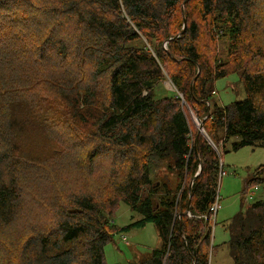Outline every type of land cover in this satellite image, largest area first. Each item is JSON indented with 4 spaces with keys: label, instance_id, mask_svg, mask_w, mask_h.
I'll return each mask as SVG.
<instances>
[{
    "label": "trees",
    "instance_id": "16d2710c",
    "mask_svg": "<svg viewBox=\"0 0 264 264\" xmlns=\"http://www.w3.org/2000/svg\"><path fill=\"white\" fill-rule=\"evenodd\" d=\"M95 2L100 3V10L94 9ZM254 6L255 0H0V146L6 145L0 151V264H108L105 246L113 234L148 222L158 227L161 246L149 256L137 255L130 264H211L215 245L209 222L189 218L185 212L190 208L195 215L210 214L218 194L221 157L191 123L188 108L203 122L218 149L234 136L240 137L232 144L235 150L264 142V70L253 69L244 60L245 54L255 56L247 48L246 30L252 32L264 23V13L257 15ZM29 7L36 14L43 10L45 16H54L56 36L62 40L51 39L36 19L33 32H27L26 22L32 18ZM185 20L187 29L182 32ZM83 29L86 46L78 48L77 37L83 36ZM69 31L70 38H63ZM66 43L70 54H85L84 62L103 48L101 56L96 54L93 73L107 83L108 96L97 98L95 85L75 95L73 87L63 88L66 79L52 80L55 89L62 87L59 93L70 107L64 110L63 121L56 123H62L57 131L66 133L64 123L70 121L69 130L79 133L81 124H90L92 133L75 145L62 137L51 146L47 159L28 157L39 156L35 149L22 159L16 156L18 140L24 135L20 128L29 123L45 125L44 112L60 100L42 78V71L53 72L57 64L32 60L41 61L51 49L62 56ZM222 45L233 57L231 61L221 59ZM68 59L74 63L72 55ZM232 72L239 73L245 97L228 105L212 104L215 81ZM166 74L176 88L172 95L156 93ZM93 108L99 114L93 123L87 122ZM23 109L28 110L26 116L20 114ZM89 145L84 153L87 169H93L100 147L131 161L118 187V207L115 211L106 207L115 195L100 203L88 194L76 193L67 207L52 204L56 222L51 229L35 232L30 213L34 206L47 210V204L27 185L28 175L29 183L34 181L31 166L50 159L55 163L63 150ZM18 157L19 163H13ZM163 160L169 162L164 166ZM17 165L22 180L8 169ZM157 167L164 174L175 173L174 188L157 186L153 178ZM37 168L48 176L35 169L38 184L48 178L46 193L67 184L68 176L75 173L49 165ZM251 182H264V164L255 170ZM159 189L162 193L153 198ZM28 192L33 204L26 197ZM61 197L58 203L64 200L63 191ZM121 201L143 218L123 227L115 225ZM176 209L183 214L177 223ZM231 231L234 264H255L259 248H264V200L237 214ZM254 244L253 258L248 251Z\"/></svg>",
    "mask_w": 264,
    "mask_h": 264
},
{
    "label": "rangeland",
    "instance_id": "374dc122",
    "mask_svg": "<svg viewBox=\"0 0 264 264\" xmlns=\"http://www.w3.org/2000/svg\"><path fill=\"white\" fill-rule=\"evenodd\" d=\"M95 5L97 7L94 9L100 10V3L95 2ZM253 10L257 11V15L264 13V0H255ZM28 11L32 14V18L26 22L25 26L27 32H33L36 24V22L33 21L36 19L42 25L43 29L48 31L51 39L62 40L61 37L56 36L57 26H55L56 18L54 16H45L43 10H37L38 13L36 14L34 12L35 10L31 7L28 8ZM70 35L71 31L64 35L63 38H70ZM245 36L248 45V47H246L248 50H253L255 56L251 57V54H245L244 60L251 65L253 69L264 70V23L255 28L252 32L246 30ZM85 38H87V33L85 29H83V36L79 35L77 37L78 48L86 46ZM164 46L166 47V44H164ZM223 47L224 45H222V50L220 51L221 59H228L231 61L233 57L226 50H223ZM68 48L69 44L66 43L65 51L61 53L63 57L55 54V49H51L50 52L43 56L41 61H38L37 59L32 60L35 64H57V68L53 72H50L49 69L47 71H42V78L47 80L46 83L48 84V88L57 92L59 96H61L59 88L62 87L55 89L54 84L51 81L54 80L55 82H60V79L64 78L67 81L62 85L63 88L71 89V87H73L75 90L73 94L75 95H81V93H84L86 87L95 85L97 98H105L108 96L107 83L100 81L98 73H93L95 67L93 62L96 58V54L101 56L104 52L103 48L96 51V53L92 52V56L88 57L86 62L83 61L85 59V54H80L79 52L70 54ZM70 55H72L74 63L68 59ZM79 60H81V62H79ZM156 88V93H162V95H172L174 94V91H176L173 82L167 74L165 81L158 83ZM214 88L217 92L212 96V104L218 102L222 105H228L235 100L245 97V90L241 83L239 73L232 72L225 77L217 79ZM43 93L47 96V92ZM55 96L61 101L56 100L53 107L44 112L43 116L48 117V121L45 125L29 123L24 126V128H20V130L24 132V135L18 140L19 145L17 148L20 149V151L16 152V156H22L23 159L25 156L24 153H32V150L35 149L37 151L36 154L39 156L29 154L28 157H31L33 161L40 159V157L42 159H47L50 157L49 150L51 149V146L57 144L62 137H65L71 145H75L81 143V138L87 139V135L92 133L90 124H81V128L78 131L82 132L79 133L69 130L68 125L70 121L64 123V128L67 129L66 133L57 131L60 130L62 123L58 126L56 123L59 120L63 121V112L70 107H68L69 102L66 101L63 96L60 98L56 93ZM62 103L64 104V109H62ZM20 114L21 116H26L28 110L23 109ZM98 114L97 108H93L88 112L87 122L91 121L93 123L94 115L97 116ZM188 114L191 123L199 129L197 116H195L190 107L188 108ZM16 120L17 117L15 118V121ZM79 124V121H77L76 126ZM70 125L73 127L71 122ZM17 130H19V128ZM200 133H203L210 144L214 146L211 138L205 130ZM239 139V136L231 137L225 145H222L221 148L217 150L218 155L221 157V161L224 164L223 167L228 173L221 176L219 167L218 194L221 207L216 216L213 229V244L215 245V251L211 257V264H234L229 243L232 234V221L237 214L244 212L252 204L259 200H264V182L258 185L251 182V179L255 176V170L264 164V142H259L255 146H246L235 150L232 144ZM91 145L73 148L68 152L63 150L61 156L55 157V163H52L50 159L44 165L31 166L34 167L30 171L34 181L32 180L29 183L30 175H28L27 185L30 187L31 191H34V194L43 204H47V206H45L47 210H42L34 206L30 213V218L36 223L34 224L35 232L51 229L56 222V213H51L55 212L56 208L52 204H64L67 207L73 200V195L76 193H80V195L88 194L100 203L106 202L109 198L115 195L112 204L108 201L106 207L113 209L114 211L118 207L120 201L117 193L118 187L127 177L131 169V161L128 158L125 159L122 154L117 152H115V154L112 152L105 153V147H100V154L95 158L93 169H87L84 153L92 147ZM5 147L6 145L0 146V151L5 149ZM19 157L15 158L13 163L18 164L20 161ZM167 162L169 161H160L164 166ZM46 165L57 167L56 169H65L68 172L75 171V173L71 177L68 176V180H66L67 184L58 186L55 190L46 193L45 188L48 176L43 169L37 168L45 167ZM19 167L20 166L17 165L16 167H8V169L19 173L22 180L23 173H20ZM35 169H40L43 177L45 175L47 176L44 178L43 184H38V173ZM160 170H158V167L155 169L153 176L154 182L157 183V181H159L160 185L158 187L162 184H166L169 187L174 188L178 182L175 173L173 171H166V174H164ZM161 190L162 189H159L152 197L158 198ZM62 191L64 193V200L62 203H58L62 198ZM144 191L147 192V189H144ZM145 192H143V195ZM26 197L28 201L33 204L32 193H26ZM142 218L143 215L140 212L132 210L128 204L121 201L114 216V224L123 227ZM22 224L27 226L25 225L24 220L22 221ZM161 242L162 237L159 229L153 222H148L142 227L130 228L127 232L114 233L112 240L105 246L106 262L108 264H130L136 259L137 255L145 257L151 255L154 249H158L161 246ZM255 246L256 244L252 245L248 251L252 256ZM258 246L261 245L258 244ZM254 261L255 264H258L259 261H264V248H259L258 256H256V260L254 259Z\"/></svg>",
    "mask_w": 264,
    "mask_h": 264
},
{
    "label": "built area",
    "instance_id": "2783aa9c",
    "mask_svg": "<svg viewBox=\"0 0 264 264\" xmlns=\"http://www.w3.org/2000/svg\"><path fill=\"white\" fill-rule=\"evenodd\" d=\"M197 120H198L197 124H198V126H199L201 120H200V119H197ZM213 145L216 147L217 150H219L218 147H217L214 143H213ZM200 168H201V167H200ZM199 173H200V169H199V171H198L197 174H199ZM227 173H228V172H227V171L225 170V168L223 167V162L221 161V164H220V175H221V176H224V175L227 174ZM180 194H181V193H179V194L177 195V198H176V205H177L178 202H179ZM189 207H190V206H189ZM220 207H221V204H220V197H219V194H217L214 203H213V204L211 205V207H210V214H205V215H195V214L190 210V208H188V209L186 210V212H185V215H187L189 218L197 217V218H203V219H206V220L209 222V230L211 231L212 236H214L213 229H214V226H215L216 216H217V214H218V211H219ZM182 216H183V214L181 213V211L178 210V209H176L175 217H174L176 223L179 222V221L181 220ZM213 222H214V225H213Z\"/></svg>",
    "mask_w": 264,
    "mask_h": 264
},
{
    "label": "water",
    "instance_id": "95a60500",
    "mask_svg": "<svg viewBox=\"0 0 264 264\" xmlns=\"http://www.w3.org/2000/svg\"><path fill=\"white\" fill-rule=\"evenodd\" d=\"M186 29H187V20H185V22H184V27H183V29H182V32H185ZM197 119H199V118L197 117ZM203 130H205L204 127H203V122L200 121V124H199V132H201V131H203ZM201 169H202V167L200 168V171H201ZM159 185H160V183H159V181H158V182H157V186H159ZM190 204H191V201H189V205H190Z\"/></svg>",
    "mask_w": 264,
    "mask_h": 264
}]
</instances>
